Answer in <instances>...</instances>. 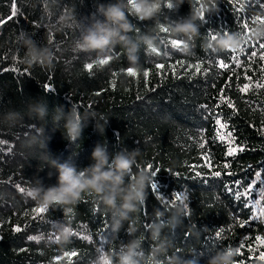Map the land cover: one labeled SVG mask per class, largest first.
<instances>
[{"label":"trees","instance_id":"obj_1","mask_svg":"<svg viewBox=\"0 0 264 264\" xmlns=\"http://www.w3.org/2000/svg\"><path fill=\"white\" fill-rule=\"evenodd\" d=\"M172 2L176 9L160 0L152 19L139 20L129 0H0V264H264L257 240L264 239V196L256 194L264 180V87H255L264 84V23L243 27L248 15L264 20V8L249 0ZM117 3L132 25L126 47L79 51L88 30L105 20L98 7ZM202 3L206 23L193 18ZM13 5L16 15L8 19ZM188 20L197 33L175 30ZM222 29L229 32L208 38V30ZM177 37L180 49L169 43ZM33 48L45 55L43 66L29 63ZM104 58L107 64L95 63ZM218 60L229 67L219 69ZM197 64L200 73L185 70ZM77 115L73 142L65 126ZM217 115L227 125L220 131L232 132L235 155L218 138ZM98 146L103 163L93 155ZM117 157L130 167L119 171ZM57 165L74 168L82 181L97 166L120 179L102 193L89 187L78 200L52 202ZM148 165L158 170V192ZM177 193L184 203L175 201ZM257 199L258 207L249 205ZM40 206L48 210L37 215Z\"/></svg>","mask_w":264,"mask_h":264},{"label":"clouds","instance_id":"obj_2","mask_svg":"<svg viewBox=\"0 0 264 264\" xmlns=\"http://www.w3.org/2000/svg\"><path fill=\"white\" fill-rule=\"evenodd\" d=\"M171 4V0H167ZM183 0H181V3ZM130 8L129 13L135 15L139 20L152 19L157 12L160 10V0H129ZM207 6L203 3L201 4V9L196 10L193 13V18L202 19L205 11H207ZM105 20L103 22L97 21L92 29H89L87 35H85L77 44V49L79 51L89 52L98 51V54L102 53L106 48L115 43H122L127 45L128 37L127 32L132 30L131 23L127 20L125 11L123 10L120 3L114 5H100L98 7ZM178 32H184L186 35H192L198 32L196 25L191 21H185L183 24H178L176 29ZM124 33V35H121ZM149 47H151V42L149 41ZM225 47H228L231 43V39H226L223 42ZM29 55L31 60L29 63L36 62L41 66L45 63V55L37 50L30 49ZM48 62L51 61V56L47 57ZM134 62V58H133ZM66 130L71 141H75L80 135V126L78 121V115L74 116L72 120L66 124ZM93 155L100 158L103 163V154L99 148L94 151ZM117 169L121 172L127 170L130 167V162L126 161L122 157H117ZM58 171L60 173L58 177L59 187L50 189L47 196L48 200L52 202H60L62 200H72L73 198L79 199L80 193L86 189L91 188L97 193H102L105 190L108 182L117 181L119 182V177L115 176L112 171L101 172L100 166L94 170L95 174L90 180H81L83 174H77L74 168L67 167L65 165H57ZM135 186L130 187L128 192V198L131 199L136 195ZM108 203H115V196H111L107 200ZM103 264H111L108 258H105ZM122 264H131L130 258H125ZM210 264H218L217 260H213Z\"/></svg>","mask_w":264,"mask_h":264},{"label":"snow or ice","instance_id":"obj_3","mask_svg":"<svg viewBox=\"0 0 264 264\" xmlns=\"http://www.w3.org/2000/svg\"><path fill=\"white\" fill-rule=\"evenodd\" d=\"M238 2V0H237ZM253 4H257V5H260V7L264 8V3H262V0H249V7H251ZM166 7L169 9V10H172V9H176L177 6L172 2L171 0V4H169L167 2L166 4ZM200 8L196 9V10H200ZM237 11H244V5L241 4L240 7L237 9ZM16 15V11H15V6L13 5V11H12V14L8 17V19H12L13 16ZM201 21L203 23H206V19L203 18L201 19ZM249 21L251 22H262L264 23V20H262V18L260 16H255L254 18L250 15L246 16L244 18V23H243V27L244 28H248V23ZM161 31L164 32V33H168L170 30H169V27H163L161 26ZM229 32L227 29H222L221 31H216V32H213V30H208V38L209 39H213L215 37H217V35H224L225 33ZM169 43L171 44V46L175 47V48H182L183 47V38L182 37H177V38H172L170 39ZM260 48L264 49V43H261L259 45ZM243 49H241L242 51ZM229 51L231 52H236V50H232V49H229ZM153 52H156V49H153ZM256 55V52H252V56H255ZM261 59H264V55L261 56ZM109 62V59L108 58H104V59H99L97 61H95L96 64H99V65H102V64H107ZM216 64H217V67L219 69H225V68H228L229 65L224 63L223 60H218L216 61ZM180 66L181 67H184V64L182 62H180ZM86 69L87 70H91L93 68V63H88L85 65ZM157 68H163L164 65L163 64H157L156 65ZM193 67H195V72L196 73H200L201 72V67L199 64L193 66V65H188V67L185 69L186 71H189L191 70ZM173 71H175V69H173ZM127 74L129 76H136L137 73H135L130 67L127 68L126 70ZM148 71H145L144 72V76L145 78H147L148 76ZM205 74H206V71H205ZM250 79V78H249ZM255 87L257 88H261V87H264V84H261V83H257L255 85ZM248 90V86L245 85L244 88L241 89L242 92H246ZM225 99V103H227V106L229 108H234V104L230 103L227 101V98H224ZM202 107H206V106H203ZM217 108L220 107L219 104H217L216 106ZM216 124L219 125V129H218V138L219 140L221 141H227L228 143V148H227V155L228 156H232V155H235L237 154V147L236 146H233L234 145V140L233 139H230L232 137V132H228L227 135L224 134L223 131H220V130H224L226 129L227 125L223 122H221V118L217 115L216 118ZM0 143H2V141H0ZM201 148L204 147V144L202 143L201 145ZM239 151H245V148L244 146H239ZM229 165L228 164H225L224 167L227 168ZM147 170L148 172L150 173V175L154 178L153 179V183L151 184V189L154 190V191H159V188H158V184L155 180V177L157 176V173H158V170H152V165H148L147 166ZM228 175H231V173H227ZM212 175L216 176V177H219L221 175L220 172H214L212 173ZM131 178V177H129ZM257 180H260V173L257 172L256 173V179L255 180H250L249 181V185H250V188H249V191H251V187L255 185L256 181ZM237 184H239V181H237ZM260 188L256 189V194L257 196H264V180H260ZM227 187V186H226ZM21 192L24 191L23 188L20 189ZM228 191H232L231 189H228ZM239 196H240V193H237L236 194V198L239 199ZM186 199V196L184 195V193H177L175 195V201H180V202H183L184 203V200ZM169 203H173L174 204V201H169ZM185 205V208L187 209V204H184ZM249 205L252 206L253 208H256L259 206V199L257 200H249ZM48 210V207L47 206H44V207H39L37 209H35L34 211L37 213V215H39L40 213H43V212H46ZM69 211H71V209H69ZM255 218V216L253 217ZM243 227V225H241ZM145 227H147V222L145 223ZM16 231H20L19 228L16 229ZM222 231V230H221ZM217 236H219V232L217 233ZM248 237H245V239H247ZM38 237H35V236H30L29 237V240H37ZM257 240L260 241L261 244H264V239L260 238V237H257ZM243 246V243H241V247ZM238 252L240 251L239 248H237ZM65 255H68V256H71V255H75V252L73 253H65ZM261 260H264V252H262L260 254V257H259Z\"/></svg>","mask_w":264,"mask_h":264}]
</instances>
